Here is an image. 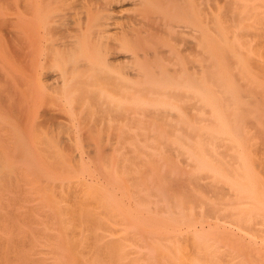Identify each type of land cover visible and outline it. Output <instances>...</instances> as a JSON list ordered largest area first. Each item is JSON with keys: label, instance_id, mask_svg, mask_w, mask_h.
<instances>
[{"label": "rangeland", "instance_id": "obj_1", "mask_svg": "<svg viewBox=\"0 0 264 264\" xmlns=\"http://www.w3.org/2000/svg\"><path fill=\"white\" fill-rule=\"evenodd\" d=\"M216 1L193 52L57 71L48 2L0 0V264H264V0Z\"/></svg>", "mask_w": 264, "mask_h": 264}, {"label": "bare ground", "instance_id": "obj_2", "mask_svg": "<svg viewBox=\"0 0 264 264\" xmlns=\"http://www.w3.org/2000/svg\"><path fill=\"white\" fill-rule=\"evenodd\" d=\"M46 1L51 8L50 30L56 37L50 41L52 48L47 51L45 63L46 67L57 71L56 62L62 66L65 60H88L89 55L113 61L122 56L130 59L121 64L123 68H133L131 60L138 56L145 43L161 34H166V45L171 50L193 52L197 41L175 40L180 28L194 24V19L180 17L192 12L195 18L203 11V18L210 22L209 10L214 4L219 5L216 0ZM229 2L225 0L229 7H234ZM172 11L178 12L179 17H173ZM189 62L198 65L194 59ZM57 78L61 79L62 74Z\"/></svg>", "mask_w": 264, "mask_h": 264}]
</instances>
